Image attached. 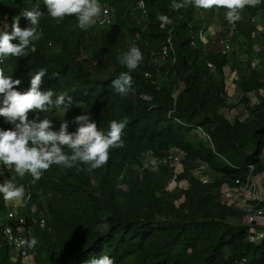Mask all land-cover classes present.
Instances as JSON below:
<instances>
[{
  "label": "trees",
  "instance_id": "trees-1",
  "mask_svg": "<svg viewBox=\"0 0 264 264\" xmlns=\"http://www.w3.org/2000/svg\"><path fill=\"white\" fill-rule=\"evenodd\" d=\"M100 3L115 14L113 33L98 26L81 29L74 14L53 19L44 0H0V32L11 31L13 18L26 26L25 10L42 12L36 52L4 58L0 72L19 79L15 87L25 91L31 74L45 67L41 88L72 97L65 114L50 108L41 118H50L54 128L67 120L74 131L73 117L87 112L105 132L111 120H127L123 146L110 147L108 161L99 168L89 170L79 162L72 168L53 164L35 183L29 174L17 177L12 169L9 176L29 184L28 210L35 205L34 215L46 219L44 228L27 219L35 264H88L101 253L113 257L115 264H264V242H248L245 213L222 204L220 195L223 186L264 170V0L238 10L231 42L239 48L227 56L211 45V38L223 36L229 27L223 7L196 8L191 0L175 10L172 0ZM161 14L172 22L162 23L157 19ZM256 16L262 20L258 28L252 22ZM217 18L219 32L214 33ZM201 30L207 43L198 38ZM131 46L142 51L143 59L130 73L134 92L121 96L111 81L128 71L118 56ZM165 47H171L169 54L153 67L151 52ZM255 58L257 67L252 65ZM232 89L240 90L235 104L228 102ZM241 106L248 114L244 120L237 116L231 122L221 113ZM0 127L10 125L0 117ZM171 147L184 157L175 187L168 191L175 175L169 163ZM150 160L167 162L145 168ZM199 162L207 166V184L194 174ZM7 169L0 163V171ZM8 210L0 196V264H13L3 235Z\"/></svg>",
  "mask_w": 264,
  "mask_h": 264
},
{
  "label": "clouds",
  "instance_id": "clouds-1",
  "mask_svg": "<svg viewBox=\"0 0 264 264\" xmlns=\"http://www.w3.org/2000/svg\"><path fill=\"white\" fill-rule=\"evenodd\" d=\"M188 2L189 0H181V2L172 0L171 7L174 10L179 9ZM252 2L254 0H191L196 8L208 9L213 5L223 7L226 9L223 13L224 18L229 24L239 18V9L243 8L246 3ZM44 4L48 16L53 19H63L65 16L74 14L78 22L77 26L81 29L95 26L93 24L102 12L100 0H44ZM22 15L28 22L26 26L21 27L19 18H13L11 31L0 32V62H3L6 57H25L29 53L36 52L35 42L39 41L42 36L40 29L42 12L38 9L25 10ZM157 19L162 23L172 22L168 16L163 14L158 15ZM114 31L115 24L114 30L110 32ZM142 59V51L136 46L129 47L126 52L118 56L119 63L128 71H122L117 78L111 81V86L116 93L126 96L134 92L130 73L137 68ZM47 71V68L41 67L32 73L30 85L25 91L15 87L21 83L19 79H12L11 76L0 72V117L10 125L8 128L0 127V163L8 168V174L0 171L2 181L0 182V196L9 208V213L10 207L7 201L15 200L18 204L21 198H27L25 192L29 194L30 201L26 212L23 210L27 219L43 216L34 215L37 212L35 205L28 210L32 200L29 184L20 183L14 176H9L12 169L17 177L23 178L25 174H29L31 182L35 183L41 178L43 171L53 164L72 168L79 162L86 164L89 170L99 168L108 161L110 147L123 146L124 141L121 135L127 123L126 118L113 119L109 122L108 130L105 132L98 128L97 122L91 119L90 114L83 112L73 117L72 123L76 125L74 131L69 130L67 120H62L59 127L54 128L53 121L47 116L41 118V113L55 108L65 114L72 107V97L67 92H57L52 87L41 88L42 77ZM57 75L53 73V76ZM35 242V239L31 241L32 244ZM30 253L34 256L32 264H35V253H32L31 249ZM88 264H115V261L110 255L101 253L90 259Z\"/></svg>",
  "mask_w": 264,
  "mask_h": 264
},
{
  "label": "built area",
  "instance_id": "built-area-1",
  "mask_svg": "<svg viewBox=\"0 0 264 264\" xmlns=\"http://www.w3.org/2000/svg\"><path fill=\"white\" fill-rule=\"evenodd\" d=\"M259 19L260 16H256L252 19V22L255 24L256 28L260 27ZM114 24L115 16L113 12L108 6H102L101 15L93 25L98 26L103 30L113 31ZM236 31L237 26L234 24V22L232 24H229L227 30L223 32V36L211 38L212 48L222 56H227L232 51H235V48L232 45L231 41ZM215 32H219V30L214 31V33ZM256 35L257 32L254 31L252 33V38H255ZM139 37V34L135 35L136 40L139 39ZM198 38L203 43H207L206 33L204 30L199 31ZM170 49L171 47H165L158 52H151V65L153 67L161 65V63L169 54ZM252 65L254 67H257L259 65V60L255 58L252 61ZM208 67L210 69L214 68L212 63H209ZM145 76L147 78H151L150 73H146ZM263 92L262 95H264ZM180 93L181 90L178 92V94ZM238 99L239 98H237V100ZM247 116L248 114L246 112L245 118L241 119L244 120L247 118ZM203 135L205 139L208 140L207 135ZM183 157L184 153H182V151L175 147L170 148L169 163L171 166L175 167V175L167 188L168 191H172L175 187V180L180 172V160ZM166 162L167 160H163L162 162L156 160L146 161L145 168L153 167L154 169H156L157 166H159L161 163ZM206 169V164L203 162H199L196 170L194 171L195 176L199 177L204 184H207L210 180L209 177L203 173V171H205ZM249 169L251 173L253 171V166H250ZM180 187L186 189V182H181ZM220 195L222 204L233 206L234 208L239 209L245 213L243 223L249 227L247 232L248 242L255 245H259L264 242V170L258 175L249 174L248 178L245 181L236 180L233 185L223 186L220 190ZM25 197L27 198H21L18 204L15 202V200L6 202L10 207V211L7 215V223L4 228V236L7 241L11 262L32 264L34 256L30 253V246L28 242V237L31 234V228L28 226L27 217L23 212V210L26 212V207L30 201V196L25 192ZM32 212H34V209H32ZM45 222L46 221L43 217L33 219V224L39 225L40 227H44Z\"/></svg>",
  "mask_w": 264,
  "mask_h": 264
},
{
  "label": "rangeland",
  "instance_id": "rangeland-1",
  "mask_svg": "<svg viewBox=\"0 0 264 264\" xmlns=\"http://www.w3.org/2000/svg\"><path fill=\"white\" fill-rule=\"evenodd\" d=\"M216 20L219 22L218 18ZM259 23L260 24L262 23L261 17L259 19ZM218 28H219L218 24L215 23L213 29H215V31H218ZM256 41H257V44H256L257 46H256L254 52L257 53V50H258L257 48L259 47V45H261L262 41H261L260 38L257 39ZM233 46L235 48V51H237L238 48H239L238 44L233 45ZM243 58H246V57L244 56ZM225 74H226V76H228L230 74V69L229 68L225 69ZM232 90L234 91V94L231 96V98L229 99L228 102L230 104H235L237 98H239V96H240V93H239L240 90H238V89H235V90L232 89ZM263 94H264V92H263ZM248 96H249V98H250L252 103H256L257 102V99H256V97H255V95L253 93L249 94ZM221 113L223 115H225L228 120H230L232 122L234 120V118H236V116H239L241 118H245L246 108L241 106V107H235V108H231V109H223L221 111ZM203 137H204V135H203ZM2 179L5 180L4 176H2Z\"/></svg>",
  "mask_w": 264,
  "mask_h": 264
}]
</instances>
